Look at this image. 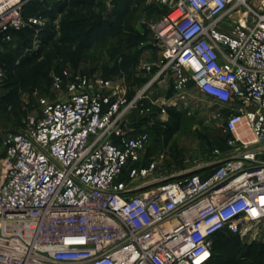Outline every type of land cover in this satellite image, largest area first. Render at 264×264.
Wrapping results in <instances>:
<instances>
[{
    "label": "built area",
    "instance_id": "built-area-1",
    "mask_svg": "<svg viewBox=\"0 0 264 264\" xmlns=\"http://www.w3.org/2000/svg\"><path fill=\"white\" fill-rule=\"evenodd\" d=\"M31 1L0 0V56L16 31L46 25ZM158 1L160 56L143 62L150 76L132 95L113 76L63 69L53 87L64 97H41L1 138L0 264H208L217 233L255 239L264 225V0ZM4 74L0 63V84ZM191 84L217 104L231 153L152 178L153 108L167 114ZM158 86L172 94L152 96Z\"/></svg>",
    "mask_w": 264,
    "mask_h": 264
},
{
    "label": "rangeland",
    "instance_id": "rangeland-1",
    "mask_svg": "<svg viewBox=\"0 0 264 264\" xmlns=\"http://www.w3.org/2000/svg\"><path fill=\"white\" fill-rule=\"evenodd\" d=\"M54 1L45 2L52 5ZM166 11L167 8L158 0H65L62 9H52L42 29L36 32L35 28H30L25 42L16 37L7 45L13 55L7 56L3 62L5 74L0 84V140L8 131L22 127L29 115L40 112L41 97H64V92H57L53 87V75L63 69L97 77L113 76L132 94L150 75L143 62L158 58L160 50L155 44L152 25ZM111 22L121 24L129 32L122 31L116 35L119 30L110 26ZM140 24L146 30L138 36L137 25ZM148 31L152 54L149 52L148 58L135 56L128 66L127 61L130 60H124L123 54L140 53V43ZM130 44L133 46L130 47ZM156 94L163 96L167 93L158 86L152 96ZM176 102L170 109L181 112V123L169 139L158 130L169 120L170 112L161 113L157 105L153 108L151 118L155 128L151 132L147 151L162 157H159L160 168L152 178L169 180L200 171L207 162L211 161L206 166L210 167L229 156L232 150L227 143L229 136L223 134L220 126L223 119L211 117L212 110L217 107L214 100L191 84ZM133 117L138 119L139 116L134 112ZM239 145V142L235 143V146ZM215 147L222 152L219 157L213 158L210 152ZM255 159H264V153H257ZM255 229L259 232L256 238L252 235L241 237L243 243H264V225ZM215 256L214 260L219 264H264V256H249L245 249L239 247H234L228 254L221 252ZM214 260L212 264H215Z\"/></svg>",
    "mask_w": 264,
    "mask_h": 264
},
{
    "label": "trees",
    "instance_id": "trees-1",
    "mask_svg": "<svg viewBox=\"0 0 264 264\" xmlns=\"http://www.w3.org/2000/svg\"><path fill=\"white\" fill-rule=\"evenodd\" d=\"M47 2H48V0H47ZM47 2H45V1L40 2L37 0H33V1L29 2L28 6H27V13L31 14V13L36 12L37 10H44L47 14H50L52 9L53 10L54 9L60 10L65 6V0H55L52 5L47 4ZM109 25L115 27L116 30L117 29L119 30V31L117 30L118 32L116 35H118V33L122 32V31L129 32V31L125 30V27L121 26V24L116 25V24H113V22H111ZM28 30H30V28L16 31L14 33V39L16 37H19L20 40L25 42L28 39ZM70 31H71V28L68 29V32H70ZM137 34H138V36H140L139 32H137ZM130 43H133V42H130ZM131 45L132 44H130V47H131ZM12 55H13L12 49L11 50L7 49L0 56V63L3 64L4 59L7 56L11 57ZM123 55L122 56L124 57V60L125 59L130 60V61H127V65L129 66L131 60L135 59V56H138L139 53H136V54L127 53V54H123ZM149 76L150 75H148L146 77L144 83L149 79ZM132 94H130V95H132ZM169 112H170L169 120L164 122V126L160 127L158 130L159 133H163L165 135L166 139L171 138L172 135L177 131V129L179 128V125L181 123V116H182L181 112L175 111L173 109H169ZM153 128H155L154 124L149 127L151 132H152ZM234 247L243 248V250L245 249L249 256H264V243L254 241L251 244H245L242 242L241 237L238 234H233V233L228 232L227 230H223L214 236L213 253H212V257H211L210 261L208 262V264H212L214 258L216 257L215 255H218L221 252L228 254L231 252V250H233ZM214 263L219 264V262L218 261L216 262V260H214Z\"/></svg>",
    "mask_w": 264,
    "mask_h": 264
},
{
    "label": "crops",
    "instance_id": "crops-1",
    "mask_svg": "<svg viewBox=\"0 0 264 264\" xmlns=\"http://www.w3.org/2000/svg\"><path fill=\"white\" fill-rule=\"evenodd\" d=\"M137 29H139L138 31L140 32V34H144V32L146 30V28L144 26H142L141 24L140 25H137ZM140 47H142L141 48L142 50L139 53V55H140L141 58H148L152 54V48L153 47H151L150 31H148V35L142 39V41L140 43ZM149 52H151L150 55H148ZM159 56H160V52L158 51L157 57H159ZM250 135H251V133H250ZM251 139H252V135H251V138H249L248 140H251ZM147 150H149V149H147Z\"/></svg>",
    "mask_w": 264,
    "mask_h": 264
},
{
    "label": "bare ground",
    "instance_id": "bare-ground-1",
    "mask_svg": "<svg viewBox=\"0 0 264 264\" xmlns=\"http://www.w3.org/2000/svg\"><path fill=\"white\" fill-rule=\"evenodd\" d=\"M237 134L238 136H243L245 140H248L250 138L251 135L247 122L242 121L238 124Z\"/></svg>",
    "mask_w": 264,
    "mask_h": 264
},
{
    "label": "water",
    "instance_id": "water-1",
    "mask_svg": "<svg viewBox=\"0 0 264 264\" xmlns=\"http://www.w3.org/2000/svg\"><path fill=\"white\" fill-rule=\"evenodd\" d=\"M218 163H216V164H214V165H211L210 167H208V168H211V167H214V166H216ZM199 170H195V171H192V172H189V173H186V174H191V173H194V172H198Z\"/></svg>",
    "mask_w": 264,
    "mask_h": 264
}]
</instances>
